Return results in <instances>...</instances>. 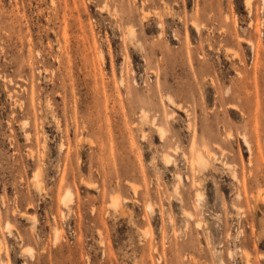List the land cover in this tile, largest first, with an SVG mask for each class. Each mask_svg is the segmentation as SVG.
<instances>
[{
    "label": "rangeland",
    "instance_id": "rangeland-1",
    "mask_svg": "<svg viewBox=\"0 0 264 264\" xmlns=\"http://www.w3.org/2000/svg\"><path fill=\"white\" fill-rule=\"evenodd\" d=\"M0 264H264V0H0Z\"/></svg>",
    "mask_w": 264,
    "mask_h": 264
},
{
    "label": "bare ground",
    "instance_id": "bare-ground-1",
    "mask_svg": "<svg viewBox=\"0 0 264 264\" xmlns=\"http://www.w3.org/2000/svg\"><path fill=\"white\" fill-rule=\"evenodd\" d=\"M159 128H160V127H159ZM160 129H161V128H160ZM157 131H158V130H157ZM202 149H203V148H202ZM208 153H209V152H208ZM196 155H199V152H198ZM202 155H203V154H202ZM199 156H200V155H199ZM203 156H204V155H203ZM166 158H167V157H166ZM166 158H165V159H166ZM201 158H202V157H201ZM203 160H205V159H202L201 161H203ZM196 162H197V161H196ZM205 162H206V161H205ZM166 163H167V162H166ZM198 166H199V165H198ZM202 166H204V165H202ZM203 168H204V167H203ZM36 185H37V184H36ZM68 192H69V191H68ZM68 192H66V195H68V194H67ZM64 196H65V195H64ZM65 198H67V196H66ZM65 198H64V199H65ZM115 204H116V203H115ZM7 228H8V227H7ZM28 250H29V249H28Z\"/></svg>",
    "mask_w": 264,
    "mask_h": 264
}]
</instances>
